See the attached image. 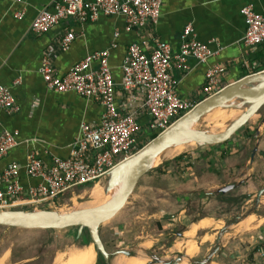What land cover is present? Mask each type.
Returning a JSON list of instances; mask_svg holds the SVG:
<instances>
[{"label":"crops","instance_id":"0c3cea01","mask_svg":"<svg viewBox=\"0 0 264 264\" xmlns=\"http://www.w3.org/2000/svg\"><path fill=\"white\" fill-rule=\"evenodd\" d=\"M57 1H0V85L12 91L20 107L16 114L0 109V122L4 129L19 132L21 142L0 160L2 189L5 188L3 173L9 164L25 165L30 154L47 164L53 158H68L80 125L98 124L104 112L103 106L95 100L74 92L49 91L40 74L47 58L53 60L60 75H65L87 55L110 49V66L117 90H120L121 67L132 44L145 42L153 46L154 41L159 40L170 44L177 52L183 29L192 24L198 40L203 43L214 41L212 50L220 52L207 64L191 59V69L187 73L174 70L178 95L182 99L195 106L203 102L205 74L213 65L225 69L216 91L264 71V45L252 52L242 43L246 25L241 14L244 7L253 6L256 13L264 16V0H163L158 22H150L141 31L126 32L123 16H101L85 24L67 20L47 34H35L32 30L35 18L43 10H52ZM18 13H24L21 19L16 17ZM70 32L76 35V40L69 50L62 51L59 42ZM116 33L120 34L117 39ZM113 45L116 46L113 48ZM149 122L144 113L140 117L142 131L137 136L139 147L150 143L154 135ZM176 158L159 167L161 170L157 174L162 177L164 186L157 185L155 178L159 175L153 176L156 184L153 189L158 195L155 211L149 213V219H158L159 227L180 222L185 227L182 239L192 226L210 220L211 227L200 230L196 241L199 246H206L213 239L207 244L200 240L207 235L211 238L210 232H217L214 234L217 244L218 235L228 225L224 222L231 217L204 215V211H208L204 207L231 202V216L239 223H231L225 230L217 245V256L214 255L215 259L212 257L207 264H264L260 254L264 246V194L257 204L258 193L264 189V107L229 141L200 147ZM19 180L25 187L41 184L38 179L28 178L24 170L20 171ZM225 187L231 189L223 192ZM252 203L255 208L250 206ZM243 214L247 216L241 218ZM245 222H249L248 227L253 225L250 230L245 229ZM238 228L244 232H239ZM227 235L230 238L225 242ZM200 250L201 247L198 254Z\"/></svg>","mask_w":264,"mask_h":264},{"label":"built area","instance_id":"2783aa9c","mask_svg":"<svg viewBox=\"0 0 264 264\" xmlns=\"http://www.w3.org/2000/svg\"><path fill=\"white\" fill-rule=\"evenodd\" d=\"M17 2L22 3L23 0ZM162 5L163 0H58L52 10L38 14L32 30L37 35H44L67 20L85 24L101 16H123L126 32L141 31L150 22H158ZM241 14L246 25L242 43L256 52L264 45V16L256 13L253 6L244 7ZM23 15L18 13L16 17L21 19ZM119 36V33L115 34L116 39ZM75 40L74 33H66L59 42L61 50H69ZM213 44L214 41H199L192 24L183 29L177 52L170 44L159 40H155L153 46L145 42L132 44L121 67L120 90H117L110 66V49L87 55L65 75L57 72L53 60L45 59L40 74L49 91L74 92L85 99L95 100L103 106L104 112L98 124L80 125L68 158H53L47 164L35 154H30L25 165L9 164L3 173L5 188H0V210L55 204L69 194L74 195L76 189L96 185L107 178L118 165L139 152L137 136L142 131L140 117L144 113L150 120V131L158 135L191 113L196 106L178 95L173 72L175 69L189 72L191 59L207 64L220 52L212 50ZM224 71L220 65L208 68L203 102L220 92L216 87ZM0 109L8 114L20 111L12 91L1 85ZM20 144L19 132L4 129L0 122V160ZM21 170L28 178L40 180L41 184L23 186L19 180ZM260 254L264 257V246Z\"/></svg>","mask_w":264,"mask_h":264},{"label":"rangeland","instance_id":"374dc122","mask_svg":"<svg viewBox=\"0 0 264 264\" xmlns=\"http://www.w3.org/2000/svg\"><path fill=\"white\" fill-rule=\"evenodd\" d=\"M222 110L229 112L228 115L231 117L232 109L223 108ZM205 119L206 117L201 119L195 125V130L197 132L211 134L221 133V128H219V126L210 124L206 122ZM230 124L231 122L229 125ZM148 144H145V146ZM142 147L139 151L143 149ZM181 152L182 151H179L174 154L172 159L177 156L191 153L188 152L181 154ZM170 161L173 160L169 159L164 162L160 168ZM158 170L161 169L158 167L148 172L140 180L125 207L113 220L100 227L99 236L110 258L107 262L105 258L99 254L97 255L95 264H114V260L117 257L120 258V256L127 255L134 256L135 251L142 252L146 257V260H149L148 264H160L154 258H158V260L163 263L170 264H173L176 261H178L177 264H201V262L206 260V258L215 250L217 247V235L214 234L217 232H210L213 237L211 243L206 246H199V249L201 247L200 253H197L198 255L196 254V257L188 258L184 246H180L181 243L186 241L185 238L182 239V232L185 230V227H183L184 225H181L179 222L174 226H168L165 224L164 227H159L158 219L155 221L149 219V213L155 211L157 202L156 196L158 195L153 189V185H156L153 176H155V174L159 175L155 178L158 186L165 185L160 174H157L159 172ZM102 181L107 183L110 179L107 177ZM93 187L94 185L87 188H78L74 195L69 194L56 201L55 204L44 203L25 205L12 210H24L49 215L76 211L78 209V204L83 203L88 198ZM148 190H151V193H149L150 191ZM230 203L231 202H228L227 205L226 203L225 205L222 203L220 205L206 204L204 210L208 211L203 210V214L223 215V217L226 215L230 216L231 219H227L228 221L226 220L224 225L239 223V220H236L237 218L231 216L233 210L231 209ZM254 205L255 204L252 203L250 206L255 208ZM245 215L246 214H243L241 218L247 216ZM187 222L189 223V220H186V223ZM252 226L245 229L250 230ZM0 228V259L6 256V264H55V260H57L56 258H58L59 255L68 254L73 249L84 247V245H88L92 242L87 230H85L82 236L77 239V228H70L61 231ZM238 230L239 232H244L239 228ZM228 238H230L229 235L226 236L225 242ZM197 251L199 252V250ZM216 256L217 255H215V257ZM179 259L181 260L179 261ZM213 259L215 258L213 257Z\"/></svg>","mask_w":264,"mask_h":264},{"label":"water","instance_id":"95a60500","mask_svg":"<svg viewBox=\"0 0 264 264\" xmlns=\"http://www.w3.org/2000/svg\"><path fill=\"white\" fill-rule=\"evenodd\" d=\"M264 107V71L246 77L235 84L223 89L217 95L205 100L196 108L180 119L169 130L158 135L141 151L130 159L118 165L110 174L108 186L105 192L106 205L99 210L71 211L64 214H43L24 210H0V227L16 228L21 230H66L77 228L76 238L79 239L83 232L87 230L91 243L95 246L97 255H102L109 261V254L99 236L102 225L113 220L117 214L125 207L130 197L133 195L140 180L152 169L153 163L159 154L181 142L193 141L200 147L222 144L229 141L239 130H241L258 112ZM213 108L245 110V113L232 122L227 129L220 134L197 132L195 125ZM231 187L222 189L226 192ZM264 194V189L258 193L257 204ZM227 225L218 235L219 244ZM219 246L202 261L207 264L218 252ZM129 256V255H127ZM160 264L163 263L154 258ZM181 259H179L180 261ZM176 261L173 264H177Z\"/></svg>","mask_w":264,"mask_h":264},{"label":"bare ground","instance_id":"6f19581e","mask_svg":"<svg viewBox=\"0 0 264 264\" xmlns=\"http://www.w3.org/2000/svg\"><path fill=\"white\" fill-rule=\"evenodd\" d=\"M245 113V110H232L231 117L229 112L223 111L220 108H213L206 115V122L210 124H214L215 126H219L221 128V133L224 132L229 126V123L234 122L238 118H240ZM220 134V133H219ZM199 148V145L193 141L181 142L178 145L171 146L165 150H163L156 161L153 163L151 169H155L160 167L164 162L172 159L174 154L182 151L181 154H185L188 152H192ZM183 149V150H182ZM108 186V182L104 181L98 182L91 189L88 198L83 202L78 204V209L76 211L81 210H99L105 207V192ZM78 203V202H77ZM74 208V207H73ZM248 221V220H247ZM249 222L244 223V227H248ZM194 225V224H193ZM211 227V221L207 220L202 222L199 225L192 226L189 230L184 233L185 242L181 243L180 246H184L185 252L188 256L194 257L199 250V244L196 241L197 234L200 230H205L208 227ZM243 226V225H242ZM209 229V228H208ZM212 237H208V235L200 240L201 243L207 244L210 242ZM183 242V241H182ZM81 247V246H80ZM124 257V258H123ZM6 256L0 259V264H6ZM163 258V257H162ZM55 264H95L97 259V252L95 250V246L93 244H88L81 248H75L70 251L68 254L59 255L56 258ZM186 259V258H185ZM118 260V261H117ZM149 260H146V257L142 254V252L135 251L134 256H120L114 260V264H148Z\"/></svg>","mask_w":264,"mask_h":264},{"label":"trees","instance_id":"16d2710c","mask_svg":"<svg viewBox=\"0 0 264 264\" xmlns=\"http://www.w3.org/2000/svg\"><path fill=\"white\" fill-rule=\"evenodd\" d=\"M157 136H158V134H157V133H154V135H153L151 141L154 140ZM143 147H144V146H143ZM143 147H142V148H143ZM180 157H181V156H180ZM180 157H178V158H180ZM178 158H176V159H178ZM2 228H4V227H2ZM0 229H1V228H0Z\"/></svg>","mask_w":264,"mask_h":264}]
</instances>
